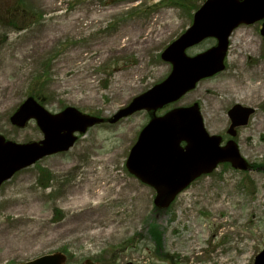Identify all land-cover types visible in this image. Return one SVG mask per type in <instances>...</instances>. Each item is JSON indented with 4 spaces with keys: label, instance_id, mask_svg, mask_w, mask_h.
Instances as JSON below:
<instances>
[{
    "label": "rangeland",
    "instance_id": "rangeland-1",
    "mask_svg": "<svg viewBox=\"0 0 264 264\" xmlns=\"http://www.w3.org/2000/svg\"><path fill=\"white\" fill-rule=\"evenodd\" d=\"M203 1L0 0V135L16 143L42 138L33 120L22 129L9 121L30 96L51 113L72 107L110 118L169 74L160 54ZM214 43L206 39L187 53ZM256 67L264 76L259 27L241 25L230 35L224 70L156 112L196 103L206 131L224 142L227 111L252 108L234 137L252 170L219 164L159 212L155 191L125 166L149 113L93 126L68 151L1 186L0 264L53 253L66 264H170L158 254L150 223L161 232L162 252L178 264H253L264 249V98L240 87L255 80ZM90 186H103L102 197L89 194Z\"/></svg>",
    "mask_w": 264,
    "mask_h": 264
},
{
    "label": "water",
    "instance_id": "water-1",
    "mask_svg": "<svg viewBox=\"0 0 264 264\" xmlns=\"http://www.w3.org/2000/svg\"><path fill=\"white\" fill-rule=\"evenodd\" d=\"M263 19L264 0H205L193 14L190 27L160 55L171 65L168 76L134 97L108 119L109 123H115L136 111H152L153 117L130 149L126 167L131 174L155 189L154 204L157 207H167L191 181L211 172L218 163L229 162L240 170L249 168L234 141L220 146L219 136L208 135L196 103L174 108L159 117L155 116V111L177 101L194 89L200 80L222 71L231 32L241 24L249 25ZM260 34L264 42V22ZM210 37L216 39V45L194 56L186 54L187 48ZM252 112L253 109L239 104L232 106L228 111L231 120L228 133L234 136V128L245 125ZM31 118L43 133L39 142L17 144L0 136V184L44 156L67 151L76 140L74 133H84L87 128L104 121L72 107L51 114L33 97H28L12 114L10 122L23 127ZM181 142H185L184 147L180 146ZM64 262V255L54 253L18 264ZM83 264L99 263L86 260ZM254 264H264V250L256 255Z\"/></svg>",
    "mask_w": 264,
    "mask_h": 264
},
{
    "label": "bare ground",
    "instance_id": "bare-ground-1",
    "mask_svg": "<svg viewBox=\"0 0 264 264\" xmlns=\"http://www.w3.org/2000/svg\"><path fill=\"white\" fill-rule=\"evenodd\" d=\"M253 74L256 75L255 80L253 82L248 83V84H244L243 86L240 87V89L246 90L248 92H251V94H255L257 96H261L262 98H264V76H263L262 68L256 67L253 70ZM103 190H104L103 186H98V187L90 186L88 188V191L90 192L89 194H92L93 197H95V198L102 197L101 192ZM74 204H76V203H74Z\"/></svg>",
    "mask_w": 264,
    "mask_h": 264
},
{
    "label": "flooded vegetation",
    "instance_id": "flooded-vegetation-1",
    "mask_svg": "<svg viewBox=\"0 0 264 264\" xmlns=\"http://www.w3.org/2000/svg\"><path fill=\"white\" fill-rule=\"evenodd\" d=\"M257 25H258V27H259V29H260L261 22H258ZM30 121H32V120H30ZM30 121H28L27 124H28ZM33 121H34V120H33ZM27 124H26V125H27ZM26 125H25V126H26ZM13 127L16 128V129H22V128H17V127H15V126H13ZM171 264H177V259H176L175 257H172Z\"/></svg>",
    "mask_w": 264,
    "mask_h": 264
}]
</instances>
